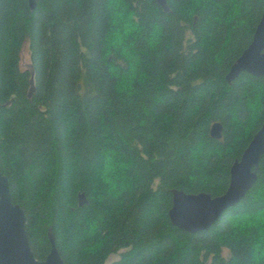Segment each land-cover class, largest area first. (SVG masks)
I'll list each match as a JSON object with an SVG mask.
<instances>
[{
  "label": "trees",
  "instance_id": "16d2710c",
  "mask_svg": "<svg viewBox=\"0 0 264 264\" xmlns=\"http://www.w3.org/2000/svg\"><path fill=\"white\" fill-rule=\"evenodd\" d=\"M33 1L0 0V172L35 258L50 229L65 264H264V156L209 230L168 218L174 189L224 195L262 126L264 77L226 76L264 0Z\"/></svg>",
  "mask_w": 264,
  "mask_h": 264
},
{
  "label": "water",
  "instance_id": "95a60500",
  "mask_svg": "<svg viewBox=\"0 0 264 264\" xmlns=\"http://www.w3.org/2000/svg\"><path fill=\"white\" fill-rule=\"evenodd\" d=\"M28 1L31 9H34V1ZM155 2L163 12H169L166 0ZM242 73L256 78L264 77V8L253 40L231 67L226 76L227 82L231 84ZM222 132L221 124H213L212 138L220 140ZM263 156L264 121L241 158L233 163L230 184L224 195L213 197L205 192L188 194L175 189L171 191L168 218L172 226L190 234L209 230L227 210L237 206L257 183ZM83 197V194L78 196L79 206L84 203ZM25 224V213L20 206L12 202L8 179L0 172V264H65L58 253L50 229L47 233L50 251L44 260L38 261L29 246Z\"/></svg>",
  "mask_w": 264,
  "mask_h": 264
},
{
  "label": "rangeland",
  "instance_id": "374dc122",
  "mask_svg": "<svg viewBox=\"0 0 264 264\" xmlns=\"http://www.w3.org/2000/svg\"><path fill=\"white\" fill-rule=\"evenodd\" d=\"M20 66L21 69H29L30 67V59H29V52L27 48V44L22 47L21 54H20ZM117 260V255H112L106 261V264H110L111 262Z\"/></svg>",
  "mask_w": 264,
  "mask_h": 264
}]
</instances>
